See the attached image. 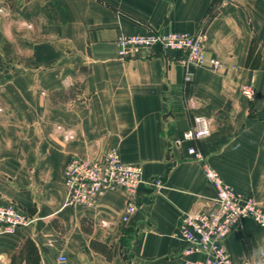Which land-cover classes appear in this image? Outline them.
<instances>
[{
  "label": "crops",
  "instance_id": "obj_1",
  "mask_svg": "<svg viewBox=\"0 0 264 264\" xmlns=\"http://www.w3.org/2000/svg\"><path fill=\"white\" fill-rule=\"evenodd\" d=\"M150 30L207 33V60L189 67L190 81L181 49L119 55L121 36ZM196 116L212 125L194 141L204 161L191 143L176 144ZM111 148L143 167L128 221L122 190L96 206H65L68 161L98 160ZM206 163L264 207V0H0V202L36 218L0 233V264L196 259L183 252L180 225L185 212L215 203ZM225 244L234 264H264L253 255L264 249L257 222L236 226Z\"/></svg>",
  "mask_w": 264,
  "mask_h": 264
},
{
  "label": "built area",
  "instance_id": "obj_2",
  "mask_svg": "<svg viewBox=\"0 0 264 264\" xmlns=\"http://www.w3.org/2000/svg\"><path fill=\"white\" fill-rule=\"evenodd\" d=\"M207 33L166 30H150L146 33H133L121 36L118 52L122 57L135 55L142 49H181L184 51L183 63L188 68L186 80L190 81L193 72L190 66L206 62L204 52ZM210 64L219 69L222 62L211 57ZM245 93L252 96L253 89L246 88ZM212 132L211 121L205 116H196L183 135L176 140L177 145L191 143L190 154L204 161L202 151L194 141L209 136ZM207 178L215 185L217 196L213 206L185 212L180 236L187 242L184 254H198L196 259H186L185 264H234L232 254L228 250L225 239L228 234L247 220H253L264 227V207L254 196L240 192L225 182L222 175L205 164ZM143 182V167L139 163L126 161L117 148L109 149L101 159L92 160L86 156L74 155L67 163L64 175L66 187L65 206H96L111 190H122L127 196V207L122 216L128 221L137 211V192ZM156 178L154 184L162 185ZM36 218L17 202L12 200L0 202V233H10L20 226L31 225ZM105 225L109 222L103 221ZM65 257H63L64 259Z\"/></svg>",
  "mask_w": 264,
  "mask_h": 264
},
{
  "label": "trees",
  "instance_id": "obj_3",
  "mask_svg": "<svg viewBox=\"0 0 264 264\" xmlns=\"http://www.w3.org/2000/svg\"><path fill=\"white\" fill-rule=\"evenodd\" d=\"M256 40V39H255ZM257 41V40H256ZM249 63H250V57H249ZM251 65H254L253 63H251ZM74 91H75V89H70V90H67V91H57V92H54L53 93V102L55 103V102H57V101H59V100H66L67 98H69V96H73V93H74ZM86 221V218H83L82 219V226H83V229L85 230V231H88L89 233H91L92 232V230L91 229H89V228H87L85 225H84V222ZM91 244H93L94 245V240H92L91 241ZM102 246L100 247V249L102 250V248H104L105 249V247H107L106 245H103V244H101ZM103 249V250H104Z\"/></svg>",
  "mask_w": 264,
  "mask_h": 264
},
{
  "label": "clouds",
  "instance_id": "obj_4",
  "mask_svg": "<svg viewBox=\"0 0 264 264\" xmlns=\"http://www.w3.org/2000/svg\"><path fill=\"white\" fill-rule=\"evenodd\" d=\"M254 256L259 255V256H264V249H258L255 250L253 253Z\"/></svg>",
  "mask_w": 264,
  "mask_h": 264
},
{
  "label": "rangeland",
  "instance_id": "obj_5",
  "mask_svg": "<svg viewBox=\"0 0 264 264\" xmlns=\"http://www.w3.org/2000/svg\"><path fill=\"white\" fill-rule=\"evenodd\" d=\"M258 46V44L257 43H255V47H257Z\"/></svg>",
  "mask_w": 264,
  "mask_h": 264
}]
</instances>
